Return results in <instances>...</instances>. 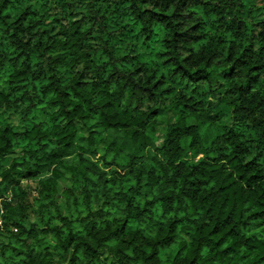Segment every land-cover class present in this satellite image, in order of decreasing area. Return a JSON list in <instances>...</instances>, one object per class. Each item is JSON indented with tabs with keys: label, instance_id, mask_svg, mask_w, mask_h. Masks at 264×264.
<instances>
[{
	"label": "trees",
	"instance_id": "trees-1",
	"mask_svg": "<svg viewBox=\"0 0 264 264\" xmlns=\"http://www.w3.org/2000/svg\"><path fill=\"white\" fill-rule=\"evenodd\" d=\"M0 264H264V0H0Z\"/></svg>",
	"mask_w": 264,
	"mask_h": 264
},
{
	"label": "rangeland",
	"instance_id": "rangeland-1",
	"mask_svg": "<svg viewBox=\"0 0 264 264\" xmlns=\"http://www.w3.org/2000/svg\"><path fill=\"white\" fill-rule=\"evenodd\" d=\"M196 159H197V160H199L200 158H199V157H197ZM61 187H62V188H64V187H65V184H64V185H62Z\"/></svg>",
	"mask_w": 264,
	"mask_h": 264
}]
</instances>
